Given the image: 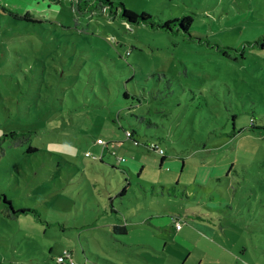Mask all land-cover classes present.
I'll return each instance as SVG.
<instances>
[{"label":"rangeland","instance_id":"374dc122","mask_svg":"<svg viewBox=\"0 0 264 264\" xmlns=\"http://www.w3.org/2000/svg\"><path fill=\"white\" fill-rule=\"evenodd\" d=\"M113 1L161 20L189 14L191 34L245 56L78 0H0V136L23 133L0 147V264H70L57 262L65 250L75 264H264V47L247 43L264 35V0ZM128 165L129 207L143 194L136 176L150 192L180 183L179 235L102 225L119 219L97 200L122 190ZM193 213L226 234L210 242Z\"/></svg>","mask_w":264,"mask_h":264},{"label":"crops","instance_id":"0c3cea01","mask_svg":"<svg viewBox=\"0 0 264 264\" xmlns=\"http://www.w3.org/2000/svg\"><path fill=\"white\" fill-rule=\"evenodd\" d=\"M162 154H164V152ZM101 157L102 155L99 156V160L102 161L100 162V164L103 167L104 173L113 171L110 169H106V166H105L106 163L103 162V159H101ZM134 161L139 163V160L136 158H134ZM130 168L131 166L128 165L123 170L126 171V174L130 180V185H131L132 176H134V171L133 170L131 171ZM115 173L118 174L117 171H115ZM136 178H137L136 182L140 184L143 188V191H142L143 194L137 192V194H135V197L133 198L131 197V201H132L131 207L127 206V204H125L123 201L125 197L129 196V194H127L123 197L117 196L114 198L115 210L111 209V205L108 204L107 199H100V200L98 199L97 200L98 210L102 214H105L107 217H112L113 213H117V217L119 219L118 223L126 224L127 230L125 233H127L128 235H131L132 233H137L138 230H141L144 232L143 234L144 236L156 237L158 236L157 234H155L156 230L163 229V228L165 230H168V231L170 230L171 232H175L177 235H179L185 228V224H184L185 221L182 220V217H185V216L179 211L181 208V206L179 205L180 198L185 200V194L182 191L181 192L183 193V195L181 197L179 196L181 193L179 191L180 183H177V184L174 183V184H169V185L165 183H161L158 186L155 183H151L152 191L150 192V189L147 187L148 185L141 184L138 176H136ZM118 180L120 182L121 177H119ZM159 186H161L160 191L158 189ZM184 186L181 187L182 190ZM110 193L113 194L112 191H110ZM117 199H120L118 201L119 205L116 204ZM144 199L145 200L148 199L149 202H151V204L148 205ZM141 200H143V205L138 207L137 209H133L135 212L133 213V218H132V216L128 215L130 208H133L135 205L138 206ZM157 203L159 206L156 208L154 204H157ZM194 212H199V211H194ZM118 215L123 216L124 220H121ZM193 216L194 217H192V220L188 219V222L193 223V224L196 223L201 226H204L210 232V234L208 235L212 236V237H206L210 242L212 241L213 238L216 237V240H217L218 236L220 237V236H223V234H226L225 233L226 230L224 229V227L221 225V230H220V228L216 225L217 223L214 217L210 213H206L203 215H201V213L200 215L193 213ZM174 217L181 221L182 225L180 228H177L175 226V222L173 219ZM106 224L109 225V228L112 230V224H114V222L107 221L106 223H103L102 225L106 226ZM149 241L153 243L151 240ZM166 242H165V245H166ZM163 246L164 244L162 245V247ZM214 246L216 247L217 243H215ZM146 251L148 252L147 249ZM211 251H215V249H211L210 247L206 248V251L203 256L212 255ZM187 254L190 255V253H187ZM229 257L233 258L234 255L231 252H229ZM197 264H199V262Z\"/></svg>","mask_w":264,"mask_h":264},{"label":"trees","instance_id":"16d2710c","mask_svg":"<svg viewBox=\"0 0 264 264\" xmlns=\"http://www.w3.org/2000/svg\"><path fill=\"white\" fill-rule=\"evenodd\" d=\"M76 5H77L78 9H80V10H85V9L92 10V9L99 6L104 11H108V13H110L111 15L120 14V16L129 23H143L146 25H150L151 27H162V28H165V29L171 30V31L183 30L185 33L188 34L189 39H196L198 41V43L205 44L206 46H208L212 49L215 48V50L223 56L232 57L234 59H238L239 56L240 57L245 56V50H244L245 46L232 47V46H228V45H221V44H218L216 42L210 41L208 38H203V37L195 36V35L191 34L190 26L193 22V17L189 14H185V15H182L179 17H173V18L166 19V20H161V19H156L148 11L137 12L134 9L127 7L124 3L120 2V1H113V0H94V1L93 0H83V1H81V0H78ZM12 14L16 17H19V18L23 17L22 15L15 13V12H12ZM24 17H28V16H24ZM247 43L250 46H259V47L263 48L264 47V35H261L252 41H247ZM150 123H151V121H150ZM131 131H132V134L128 138H131L134 136V131L133 130H131ZM20 135H23V133H19L16 131H10L8 133H4L2 136H0V147H1V142L6 140L8 137L13 138L14 142H17L19 140ZM152 144H157V143H151L150 145H148V148L156 151V149L151 147ZM29 149H33V147H30ZM102 158H103V156L101 157V159ZM165 158H166V155H163L162 161ZM104 163H106V162H104ZM106 165H108V164L106 163ZM124 172L126 174L125 170H124ZM126 176H127V174H126ZM126 181L127 182H124L125 186H123V188L120 192L118 191L115 194H111L110 192L108 193V196L106 199L108 201V204L111 205V209H113V210H115L114 198L117 196L123 197L129 193L128 186L130 185V180H129L128 176H127ZM109 184H110V186H112V184L110 182H109ZM1 195L3 196L5 206L7 208L13 209L11 201L4 194H1ZM187 197H188V195H187ZM31 210L32 209H30V208H20L17 210L13 209V211L16 213L26 212V211H31ZM126 230H127V227H126V224H124V223H118L117 222V223L112 224V231H114V232L116 231V232H120V233H125ZM111 236L113 238H115L113 235H111ZM65 252H67V250H65L64 253ZM68 252L72 255V258L74 259L72 252H70V251H68ZM64 253L59 254V256H62ZM58 257H57V262L64 263V261H59ZM65 262H68V261L65 260ZM73 264H75V261Z\"/></svg>","mask_w":264,"mask_h":264},{"label":"built area","instance_id":"2783aa9c","mask_svg":"<svg viewBox=\"0 0 264 264\" xmlns=\"http://www.w3.org/2000/svg\"><path fill=\"white\" fill-rule=\"evenodd\" d=\"M126 134L129 137L132 134V131L131 130H126ZM98 141L101 142V143L104 142L102 138H98ZM151 147L156 149V150H158L161 153L164 152V150L162 148H160V146L157 145V144H152ZM173 219H174V222H175V226L177 228H180L181 225H182L181 221L179 219L175 218V217ZM58 260L59 261H64V262H65V260H67L71 264L74 263V259L72 258V255L68 251L65 252L62 256H59Z\"/></svg>","mask_w":264,"mask_h":264}]
</instances>
